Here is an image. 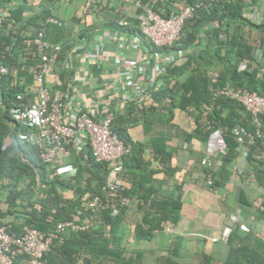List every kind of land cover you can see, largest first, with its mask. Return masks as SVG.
I'll return each instance as SVG.
<instances>
[{
  "label": "trees",
  "instance_id": "trees-1",
  "mask_svg": "<svg viewBox=\"0 0 264 264\" xmlns=\"http://www.w3.org/2000/svg\"><path fill=\"white\" fill-rule=\"evenodd\" d=\"M26 1L0 0V9L6 10V14L0 17V64L9 67L8 74H0V226L17 235L22 234L25 227L47 232L56 223L76 216L80 227L64 231L52 239L43 255L46 264H143L130 240L135 243L147 241L162 224L175 222L180 208L179 199L151 196L152 190L146 195L137 191L141 180H136V187L133 185L135 188L132 189V183L128 184L123 179L122 194L130 199V194H135V199L141 201L140 206L146 207L139 220L146 227L138 223L130 228L128 205H120L104 191L109 172L106 163L94 161L90 152L84 154L79 148L67 146V149L72 147L71 163L75 171L60 177L43 167L47 164L41 160L36 144L18 136L19 132H28V129L15 123L8 110L19 93H24L23 101H27V87L33 83V74L41 66L39 54L28 41L42 29L40 22L48 15L42 10L24 19ZM140 1L144 3L146 0ZM180 1L152 0L150 2L154 5L148 3L155 10L162 8L164 13H169L180 10ZM195 1L201 2L200 7L184 21L179 36L169 45L156 47L146 42L137 27V20L135 25L115 23L112 28L141 36L143 44L151 52L179 56V60L169 64L165 73L159 76L161 86L152 88L149 93L170 109L175 106L188 109L198 130L204 128L202 136L205 140L211 130L222 128L230 151L236 144L231 128L235 125L245 127L253 136L248 158L255 160L256 154L264 155V120H261L259 134H256L251 116L239 103L220 95L218 90L228 85L264 95V72L259 75V69L251 67L256 62L255 50L260 42L252 40L245 31L242 33L243 28L246 32L264 31V22L256 23L247 14L248 8L258 0H186L191 4ZM61 25L62 22L48 24L47 28L51 34L68 32ZM28 27L34 33H27ZM68 36L66 33L61 47L68 46ZM241 64L245 65L242 67ZM20 77L24 80H19ZM242 111L245 117H242ZM120 117L113 116L110 128L125 145L131 146H127L130 153L122 158L123 170L139 179L140 173L135 171L137 164L134 163L141 162L136 157L141 146L129 144L128 135L123 130L126 123ZM156 159L163 161L161 157ZM255 161L256 173L259 170L264 175V158ZM262 185L264 187V178ZM94 197L98 201L89 206L88 202ZM242 253L241 249L231 252L232 262L227 260L221 264H264V259L252 251L251 259L239 261ZM14 261L16 264H28L24 254L16 256Z\"/></svg>",
  "mask_w": 264,
  "mask_h": 264
},
{
  "label": "crops",
  "instance_id": "crops-1",
  "mask_svg": "<svg viewBox=\"0 0 264 264\" xmlns=\"http://www.w3.org/2000/svg\"><path fill=\"white\" fill-rule=\"evenodd\" d=\"M150 1L144 3L154 5ZM180 3L187 2L181 0ZM24 5V19L44 10L48 12L47 16H54L62 22L61 26L68 31L51 34L47 24L42 26L45 39L62 45L66 33H69L68 46L62 47L61 58L51 68L59 83L46 79L49 80L47 85L51 94L58 90H70L64 107L67 119L79 113H85L96 121H100L106 112L113 113V116L120 115L126 123L123 130L128 135L129 144L132 147L136 144L141 146L140 151L136 152L141 162L134 163L137 164L135 171L140 173L141 178L135 179L124 169L120 175L122 180L132 183V189L136 187V180H141L137 191L147 195L152 190L154 193H150L151 196L173 197L180 201L175 222L162 224L147 241L135 243L130 240L132 248L139 252L142 263L221 264L227 260L232 262L230 253L240 249L244 253L238 257L239 261L251 259V251L264 259V175L255 170V160L261 161L264 155L256 154L255 160H249L252 141L247 140L242 150L237 149L235 144L234 150L230 151L226 146L223 153L218 151L211 156L213 180L208 181L209 169L200 162L205 156L204 128L198 130L188 109L164 106L155 100L153 93H149L151 89L140 99H121V94L129 87L130 91L135 90V87L128 86L126 74L130 73L136 81L140 76L136 63L144 61L146 57L142 52L132 55L121 52L118 31L112 28V24L120 22H126L129 26L136 24L135 14L139 9L135 8L133 2L28 0ZM160 11L163 12L162 8ZM251 12H256L260 22H264V0H258L249 7L247 14ZM5 14L6 10L0 9V17ZM26 32L31 34L34 30L28 27ZM243 32L255 42H260L255 50L256 62L251 67L258 68L261 75L264 72V31L255 29L246 32V28H243ZM145 64L144 74L148 75L152 60H145ZM19 80L24 78L20 77ZM27 90V100L31 101L35 96L33 83ZM241 115L245 117L246 114L242 111ZM71 148L67 149L68 155L61 162L71 163ZM76 148L84 154L90 152L88 142ZM134 150L137 151L136 148ZM156 157L167 162H161ZM48 169L53 171L51 165ZM135 196L130 194L127 211L129 226L133 228L140 223L146 227L145 223L139 221L146 207L140 206L141 201ZM238 222H244L248 231L239 230ZM227 226L230 227L229 235L222 239L221 232ZM214 237L217 240L211 241L210 238Z\"/></svg>",
  "mask_w": 264,
  "mask_h": 264
},
{
  "label": "built area",
  "instance_id": "built-area-1",
  "mask_svg": "<svg viewBox=\"0 0 264 264\" xmlns=\"http://www.w3.org/2000/svg\"><path fill=\"white\" fill-rule=\"evenodd\" d=\"M138 11L135 14L137 26L143 38L148 39L156 47L172 44L181 31L184 21L193 15L200 7L201 2L184 3L179 11L164 13L155 10L149 3H142L140 0H131ZM249 13V17L256 23H260V18L256 12ZM59 20L54 16H46L41 22V26L47 24H58ZM119 24L125 25L126 22ZM119 41V50L124 54L132 55L142 52L144 61H138L139 77L136 81L127 73L125 78L128 86L135 87L134 92L130 87L121 94L124 101L133 98L140 99L147 91L158 88L161 80L159 76L165 73L169 64L178 61V58L166 52H151L143 44V39L125 31L116 30ZM40 56V69L33 74V87L35 91L34 99L23 101L24 93L16 95V100L9 107L11 119L20 127H25L28 132H19L21 140H28L36 144L40 149L41 160L52 166L55 175L64 177L74 173L75 168L69 162H61L63 157L68 155L67 146L81 147L88 142L90 153L96 162L106 163L109 172L104 185V191L109 198L114 199L120 205H128L130 198L122 194L124 182L121 178L123 171L122 158L128 154L129 148L119 138L116 132L110 128L113 113L106 112L100 121H96L85 113H79L70 120L64 113L70 90H58L51 94L47 85L49 78L51 82L59 83L56 76L51 72L62 47L59 43L50 42L45 39L43 29H39L28 41ZM152 60L150 73L145 75V60ZM243 67V65H241ZM9 73V67L0 64V74ZM220 95L232 98L239 103L251 116L255 133L259 134L261 120H264V95L254 91L243 90L242 88H232L228 85L218 90ZM232 136L237 144V149L242 147L247 140H253L251 132L241 125L231 128ZM226 148L222 128L217 127L211 130L205 141V156L200 160L201 164L209 169L207 180H213L212 161L210 159L216 152H224ZM245 156V155H244ZM98 201L96 197L88 202L89 206L95 205ZM77 217L73 216L69 220L56 223L52 230L40 231L34 227H25L22 234L9 233L3 226H0V264H16L14 258L19 255H26L28 264H46L43 260L44 253L48 250L52 239L64 231H72L80 226L76 223ZM236 221L235 217H232ZM238 228L248 231L244 222H238ZM230 227L223 228L221 238L226 239L229 235ZM211 241L217 238H210Z\"/></svg>",
  "mask_w": 264,
  "mask_h": 264
},
{
  "label": "rangeland",
  "instance_id": "rangeland-1",
  "mask_svg": "<svg viewBox=\"0 0 264 264\" xmlns=\"http://www.w3.org/2000/svg\"><path fill=\"white\" fill-rule=\"evenodd\" d=\"M145 41H146V42H149L148 39H146V38H145ZM43 167H45V169H48L49 165H45V166H43Z\"/></svg>",
  "mask_w": 264,
  "mask_h": 264
}]
</instances>
